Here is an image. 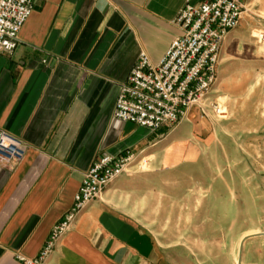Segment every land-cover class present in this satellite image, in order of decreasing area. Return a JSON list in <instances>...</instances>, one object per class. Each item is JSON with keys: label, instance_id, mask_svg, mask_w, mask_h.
<instances>
[{"label": "crops", "instance_id": "obj_1", "mask_svg": "<svg viewBox=\"0 0 264 264\" xmlns=\"http://www.w3.org/2000/svg\"><path fill=\"white\" fill-rule=\"evenodd\" d=\"M206 1H35L18 48L0 55V130L27 146L21 162L0 165V264L38 256L99 157L142 155L167 133L114 120L116 101L140 53L159 63L182 34L181 9ZM259 1L248 0L243 22ZM109 190L46 264H162L152 233L110 202Z\"/></svg>", "mask_w": 264, "mask_h": 264}, {"label": "rangeland", "instance_id": "obj_2", "mask_svg": "<svg viewBox=\"0 0 264 264\" xmlns=\"http://www.w3.org/2000/svg\"><path fill=\"white\" fill-rule=\"evenodd\" d=\"M252 15L221 52L223 115L193 107L110 186L162 264H264V0Z\"/></svg>", "mask_w": 264, "mask_h": 264}, {"label": "built area", "instance_id": "obj_3", "mask_svg": "<svg viewBox=\"0 0 264 264\" xmlns=\"http://www.w3.org/2000/svg\"><path fill=\"white\" fill-rule=\"evenodd\" d=\"M35 1L0 0V55H12L18 48L19 35L33 13ZM249 15L248 0H207L196 5L187 2L174 21L181 36L157 64L145 52L140 53L127 82L121 86L113 119L156 133L178 124L193 107L202 112L210 108L222 116V105L211 102L221 52L226 37ZM256 38L264 44V31H258ZM26 151L21 140L0 130L1 166L21 162ZM139 156L127 153L118 158L99 157L84 175L71 210L53 227L38 256L17 254L18 263L46 264L80 213L101 199Z\"/></svg>", "mask_w": 264, "mask_h": 264}]
</instances>
